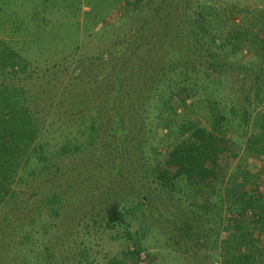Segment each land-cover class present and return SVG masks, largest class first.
<instances>
[{
  "label": "trees",
  "instance_id": "trees-1",
  "mask_svg": "<svg viewBox=\"0 0 264 264\" xmlns=\"http://www.w3.org/2000/svg\"><path fill=\"white\" fill-rule=\"evenodd\" d=\"M123 2L127 16H137L136 26L101 59L105 66L95 69L90 87L83 85L81 63L76 71H67L79 54V45L66 49L68 54L51 64L49 51L41 56L24 51L20 46L24 40H14L21 37L7 33L8 43L0 42V209H7L0 216V239H6L0 246V263H6L19 229L22 240L16 259L50 264L52 257L50 246L37 248L35 218L22 216L15 202L16 186L55 176L59 168L52 161L56 156H74L82 150L99 153L113 145L122 154L133 129L139 127L141 137L155 126L177 135L174 147L166 151L154 172L156 181L188 200L179 222L170 221L173 234L169 238L179 250H193L187 263L264 264L260 244L264 241L260 239L264 235V178L242 173L226 183L222 177L223 168L233 164L243 147L264 165V40L258 34L248 38L232 24L221 37L215 30L213 12L206 7L185 30L179 27L183 32L179 34L177 24L170 23L172 11L185 14L192 0ZM184 40L187 49L182 46ZM252 47L259 58L254 66L237 63L234 58L239 52ZM38 58L46 60V65L31 66ZM60 73L70 76L68 84L79 87L67 89L57 84ZM34 75L48 79L49 105L68 108L69 115L45 124L37 112L42 90L32 93L19 84L31 81ZM241 86L247 89L241 92ZM88 90L96 93V104H90ZM178 110L183 119L178 120ZM68 118L66 128L57 123V119ZM233 136L241 139L238 144ZM61 194L53 192L48 199L55 214L53 207L60 203ZM148 202L140 200V204ZM124 217L119 206L111 203L105 225L111 229ZM25 218L23 226L19 221ZM147 250L141 245L122 250L102 264H141L142 253L150 260Z\"/></svg>",
  "mask_w": 264,
  "mask_h": 264
},
{
  "label": "rangeland",
  "instance_id": "rangeland-1",
  "mask_svg": "<svg viewBox=\"0 0 264 264\" xmlns=\"http://www.w3.org/2000/svg\"><path fill=\"white\" fill-rule=\"evenodd\" d=\"M123 1L126 0H0V42L8 43L11 38L7 33L10 37H21H14V40L25 41L20 43L24 51L39 56L49 51L52 54L51 64L61 61L69 52L66 49L74 50L79 45V54L70 62L67 71H76V66L81 63L83 85L90 87L95 80V69L105 66L101 59L136 26L137 16H127ZM202 7L213 12L214 22L217 23L214 26L218 27L215 30L221 37L228 34L232 24L235 31L247 33L248 38L258 34L260 40H264V0H192L185 14L180 10L172 11L170 23L177 24L176 31L183 34L178 28L185 30ZM210 26L213 28V25ZM185 43L184 40L182 46ZM183 48L189 46L185 44ZM234 59L239 64L254 66L259 58L252 47L251 50L243 49ZM31 64L43 67L46 60L38 58ZM59 79L61 81L57 84L67 89L79 87V84H68L70 76L67 74L60 73ZM46 80L34 75L31 81L19 83L32 93L42 90L37 112L45 124L70 112L68 108L49 105ZM105 84L106 81V90ZM111 85L109 82L108 86ZM240 88L241 92L247 89L244 86ZM87 95L90 104H96V93L88 90ZM179 112L177 114L181 117L178 120L183 119V113ZM125 114L130 113L125 111ZM69 118L57 119V123L66 128ZM134 122L139 124L138 119ZM138 128L129 135L127 148L122 154L113 145L99 153L82 150L74 156H56L52 161L59 168L55 176L28 180L15 187L18 192L15 202L19 203L22 216L35 218L36 229L39 230L35 236L37 248L50 246V264H102L122 250L140 245L146 246L150 255V260H147L142 253L141 264H188L187 259L193 250L185 253L169 239L173 234L170 221L179 222L177 219L188 200L176 189H169L156 181L154 172L166 151L174 147L177 135H168L166 129L154 126L152 131L140 137ZM232 139L236 144L241 140L237 136ZM101 154L104 155L102 158ZM237 154L233 164L223 168L222 177L226 183L242 173L264 178L260 157L246 154L244 147ZM116 166L119 168L116 169ZM53 192L62 193L60 203L53 207L57 214L50 210L48 202ZM24 198L31 201L23 203ZM141 198L148 203L140 204ZM111 203L117 204L125 217L121 224L109 229L105 220ZM6 210L0 209V216ZM19 222L24 226L27 219ZM260 239L264 240V235ZM21 240L19 229L13 236L10 243L12 251L4 264H28L15 258ZM5 241L0 239V246ZM260 244L264 247V241ZM32 255L28 254L29 257Z\"/></svg>",
  "mask_w": 264,
  "mask_h": 264
}]
</instances>
